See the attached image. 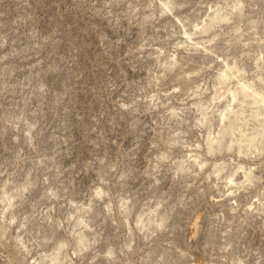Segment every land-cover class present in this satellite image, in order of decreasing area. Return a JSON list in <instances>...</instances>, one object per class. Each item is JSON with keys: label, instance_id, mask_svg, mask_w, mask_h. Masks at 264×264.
Returning a JSON list of instances; mask_svg holds the SVG:
<instances>
[{"label": "rangeland", "instance_id": "1", "mask_svg": "<svg viewBox=\"0 0 264 264\" xmlns=\"http://www.w3.org/2000/svg\"><path fill=\"white\" fill-rule=\"evenodd\" d=\"M0 264H264V0H0Z\"/></svg>", "mask_w": 264, "mask_h": 264}]
</instances>
